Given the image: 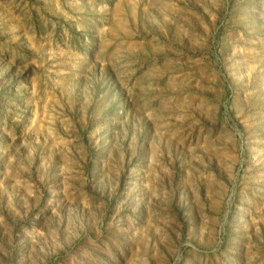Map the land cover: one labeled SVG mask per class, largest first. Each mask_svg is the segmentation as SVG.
<instances>
[{
    "label": "rangeland",
    "instance_id": "374dc122",
    "mask_svg": "<svg viewBox=\"0 0 264 264\" xmlns=\"http://www.w3.org/2000/svg\"><path fill=\"white\" fill-rule=\"evenodd\" d=\"M0 264H264V0H0Z\"/></svg>",
    "mask_w": 264,
    "mask_h": 264
}]
</instances>
